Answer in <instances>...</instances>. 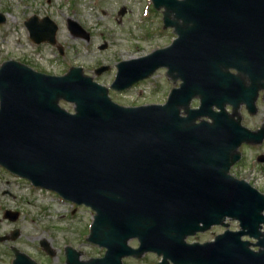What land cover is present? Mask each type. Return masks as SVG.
<instances>
[{
	"label": "water",
	"instance_id": "water-1",
	"mask_svg": "<svg viewBox=\"0 0 264 264\" xmlns=\"http://www.w3.org/2000/svg\"><path fill=\"white\" fill-rule=\"evenodd\" d=\"M152 1L164 8L165 28H174L178 38L121 62L112 88L130 89L167 68L169 77L181 81L167 102L125 107L81 67L52 76L5 62L0 165L96 212L89 240L106 248V255L81 261L68 248L69 264H123V258L148 251L164 256L159 264H264V239L257 244L260 252L242 240L261 236L264 194L230 174L242 144L264 141V126L252 131L238 118L243 104L257 113L264 90V0ZM5 21L0 13V24ZM25 25L35 43L56 45L59 27L51 18L33 16ZM68 27L90 40L77 22L69 20ZM195 99L199 107L191 106ZM5 218L15 221L18 213L8 211ZM227 218L239 221L242 230L212 243L186 244L187 236L224 225ZM18 236L17 230L13 239ZM132 238L140 240L138 250L128 246ZM14 251V264H35Z\"/></svg>",
	"mask_w": 264,
	"mask_h": 264
},
{
	"label": "rangeland",
	"instance_id": "rangeland-1",
	"mask_svg": "<svg viewBox=\"0 0 264 264\" xmlns=\"http://www.w3.org/2000/svg\"><path fill=\"white\" fill-rule=\"evenodd\" d=\"M0 13L6 17L0 24V67L16 60L53 76L81 67L86 76L109 89L114 102L128 107L164 104L171 90L181 83L172 80L164 68L129 90L118 92L111 88L120 62L168 47L177 37L174 29L164 27V9H156L151 0H0ZM34 15L41 19L47 16L58 25L56 46L36 45L30 39L25 21ZM69 20L88 32L90 40L75 37L68 28ZM104 44L107 47L102 50ZM101 67L108 69L98 75L96 70ZM61 106L74 112L71 104L62 101ZM198 106L199 100H194L192 107ZM258 109L255 115H250L244 106L238 112L243 125L254 131L264 124L262 98ZM228 110L232 112L231 107ZM240 152L242 158L232 167L231 174L264 194V164L258 161L264 155V142L243 145ZM7 211L18 212V219L13 222L5 218ZM94 215L90 208L36 188L0 166V236L11 237L15 230L20 231L15 241L0 243V264H13L14 248L38 264H67V246L75 249L82 261L103 257L106 250L89 241ZM227 223L228 228L218 226L204 237L210 239L225 229H239L238 222ZM42 240L48 242L53 256L45 254L40 246ZM159 260L156 255L147 254L138 261L125 259L124 264H156Z\"/></svg>",
	"mask_w": 264,
	"mask_h": 264
},
{
	"label": "flooded vegetation",
	"instance_id": "flooded-vegetation-1",
	"mask_svg": "<svg viewBox=\"0 0 264 264\" xmlns=\"http://www.w3.org/2000/svg\"><path fill=\"white\" fill-rule=\"evenodd\" d=\"M260 98H262L263 101H264V90H261V91L259 92V96H258V100H257V105H258V102H259ZM244 107H245V106H244ZM246 110H247V109H246ZM247 112L249 113L248 110H247ZM249 114H250V113H249ZM256 114H257V113H256ZM216 227H218V226H214V227H212L211 229L216 228ZM221 227L226 228V227H224L223 225H222ZM211 229L206 230V231H198V232L195 233L194 235H191V236L187 237V238H186V243H188V244H207V243H210V242L214 241L218 235H222V234L225 233L226 230H227V229H225L223 233L218 234V235H216V236L213 237V238H210V239L205 238L204 235H206L207 233H209ZM238 230H240V227H239ZM234 231H237V230H234ZM260 232H261V236H260L259 238H254V237H253V238L250 240V241H251V247H252V249H253L254 252H260L261 250H263V248H262L261 246H258L257 244L259 243L260 239H264V237H263V235H264V224L262 225V227H261V229H260ZM244 239H247V237H244ZM131 243H133V244H132L133 246H132V245H130V246H131L132 248H134V249H138V248L140 247V242H139V240L136 239V238L131 239V240L129 241V244H131ZM40 246L43 248V250L45 251V254H46V240H42V241L40 242ZM147 254H149V255H156L157 257L160 258L159 262L156 263V264H159V263L162 261V259H163L162 255L160 256L158 253H152V252H147V253L143 254V256H144V255H147ZM143 256H142V257H143ZM142 257L138 258V257L131 256V257H127V258H125V259H133V260L138 261V260H141ZM65 258H66V256H65ZM125 259H124V260H125ZM123 263H124V261H123Z\"/></svg>",
	"mask_w": 264,
	"mask_h": 264
}]
</instances>
